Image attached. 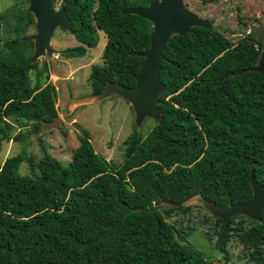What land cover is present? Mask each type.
I'll return each instance as SVG.
<instances>
[{"label":"trees","instance_id":"trees-1","mask_svg":"<svg viewBox=\"0 0 264 264\" xmlns=\"http://www.w3.org/2000/svg\"><path fill=\"white\" fill-rule=\"evenodd\" d=\"M124 1L137 8L153 0L65 1L80 46L62 56L84 58L98 31L107 38L103 65L91 69L92 97L109 83L134 88L145 59L131 54L150 50L152 23L123 15ZM10 12L0 36V151L58 120L49 67L33 62L34 42L23 40L35 18L23 7ZM261 47L236 45L215 27L173 36L160 74L161 118L145 137L133 131L120 165L99 155L85 130L66 166L43 146L39 160L24 150L0 164V264H215L167 217L188 214L194 199L222 209L249 202L252 172L264 186V75L247 71ZM217 223V251L228 259L236 239L264 264V213L259 222Z\"/></svg>","mask_w":264,"mask_h":264},{"label":"rangeland","instance_id":"rangeland-1","mask_svg":"<svg viewBox=\"0 0 264 264\" xmlns=\"http://www.w3.org/2000/svg\"><path fill=\"white\" fill-rule=\"evenodd\" d=\"M63 1L56 0V7L60 8ZM183 1L194 14L213 22V27L231 39L234 44L261 43V52L264 50V0H218L217 3L209 4H205L204 0ZM17 6L29 11L30 1L0 0V36L5 35L2 13H12L10 11ZM12 16L13 14L10 17ZM36 34L35 23L23 38ZM98 35L97 47L89 49L84 58L67 59L55 53L52 57L46 54L37 60L40 68L44 63L48 65L49 81L57 89V126L30 135L27 142L5 143L0 151L1 165L8 158L24 150L39 160L43 157V146L54 160L66 166L71 162L73 151L78 148L79 137L84 130L90 134L91 143L99 155L120 165L124 161L126 140L133 131L137 129L145 137L154 128L157 121L153 118H145L138 124L132 104L118 94H112L102 101H94L89 77L92 66L103 65V52L107 42L104 32L98 31ZM51 46L63 53L80 44L73 35L61 29L53 35ZM33 79L35 80V76ZM21 173L24 175L29 173L27 163L22 164ZM187 206L191 208L188 214H173L167 219L205 258L215 264H256L250 261L247 250L236 239L228 245V259L225 254L217 251L215 243L217 230L220 229L217 223L219 217L209 210L202 199H194ZM160 207L165 210L172 208L165 204Z\"/></svg>","mask_w":264,"mask_h":264},{"label":"water","instance_id":"water-1","mask_svg":"<svg viewBox=\"0 0 264 264\" xmlns=\"http://www.w3.org/2000/svg\"><path fill=\"white\" fill-rule=\"evenodd\" d=\"M29 12L33 14L37 27V34L23 38L24 41H33L35 52L33 62L49 54H62L54 50L51 41L54 32L60 28L65 32L69 30L70 20L63 7L60 11L54 10V0H29ZM123 15H137L148 20L153 25L150 35V50L145 53H132L133 57H142L145 62L141 71L136 76V86L127 88L120 83L107 84L102 93L95 97L94 101L118 94L127 99L137 115V123L145 118H153L159 121L161 112L159 98L166 92V87L160 79L162 62L165 59V51L171 38L175 35L184 36L192 32L196 27L212 29L213 22L200 18L190 11L183 0H153L148 7L129 8L125 1L121 10ZM248 72H257L264 75V50L261 52L257 65ZM57 126V122L45 124L44 130ZM251 186L253 197L247 203L230 205L222 209L219 206L205 202L209 210L213 211L224 224L232 219L245 216L255 222L261 221L264 213V186L260 185L254 173L251 174Z\"/></svg>","mask_w":264,"mask_h":264},{"label":"flooded vegetation","instance_id":"flooded-vegetation-1","mask_svg":"<svg viewBox=\"0 0 264 264\" xmlns=\"http://www.w3.org/2000/svg\"><path fill=\"white\" fill-rule=\"evenodd\" d=\"M65 1H66V0L63 1L62 6H61L60 8H57V7H56V4H57V3H55L56 0H54V10H55V11H60L63 7H65ZM57 30H60V31H61L60 28H58ZM57 30H56V31H57ZM56 31H55V32H56ZM55 32H54V34H55ZM67 33H68V34H71V33H70V24H69V30H68ZM71 35H72V34H71ZM61 56H62V54H61ZM44 64H45V63H44ZM44 64H43V65H44Z\"/></svg>","mask_w":264,"mask_h":264}]
</instances>
